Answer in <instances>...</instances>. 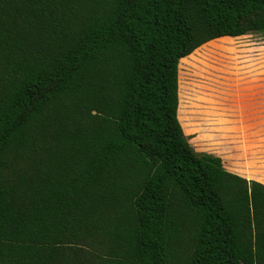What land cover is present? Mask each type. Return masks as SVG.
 I'll use <instances>...</instances> for the list:
<instances>
[{
	"label": "trees",
	"instance_id": "trees-1",
	"mask_svg": "<svg viewBox=\"0 0 264 264\" xmlns=\"http://www.w3.org/2000/svg\"><path fill=\"white\" fill-rule=\"evenodd\" d=\"M258 34L264 0H0V264H264V185L179 117V64Z\"/></svg>",
	"mask_w": 264,
	"mask_h": 264
},
{
	"label": "rangeland",
	"instance_id": "rangeland-1",
	"mask_svg": "<svg viewBox=\"0 0 264 264\" xmlns=\"http://www.w3.org/2000/svg\"><path fill=\"white\" fill-rule=\"evenodd\" d=\"M250 46L217 41L179 64L180 122L197 153L228 156L234 151L235 143L229 141L234 127L229 126V108L236 90L264 69V48L252 51Z\"/></svg>",
	"mask_w": 264,
	"mask_h": 264
},
{
	"label": "crops",
	"instance_id": "crops-1",
	"mask_svg": "<svg viewBox=\"0 0 264 264\" xmlns=\"http://www.w3.org/2000/svg\"><path fill=\"white\" fill-rule=\"evenodd\" d=\"M255 36L222 37L211 42L252 45L248 50H263L264 35L258 39ZM249 83L236 90L229 108V126H234L229 141L235 143L234 151L228 156H216L227 163L224 166L230 173L264 185V69L252 75Z\"/></svg>",
	"mask_w": 264,
	"mask_h": 264
}]
</instances>
